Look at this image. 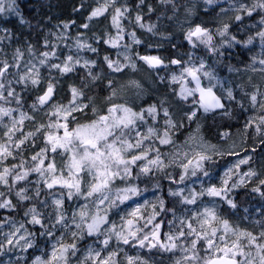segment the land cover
Masks as SVG:
<instances>
[{"label":"rangeland","instance_id":"1","mask_svg":"<svg viewBox=\"0 0 264 264\" xmlns=\"http://www.w3.org/2000/svg\"><path fill=\"white\" fill-rule=\"evenodd\" d=\"M84 1L86 4L79 10L81 17L86 19L87 28L81 26L80 31L76 32L68 25L65 27L67 22H63L56 25L52 31L53 55L55 57L54 62L49 63L51 67H49L50 65L46 67V62L40 63L42 59H45L42 56H33L26 50H20L19 56L17 51L13 55H8L0 45V67H3L5 62L10 66L4 77L0 78V83L5 85L2 96L6 91V98L18 100L24 86H28L33 93L41 95L48 88L41 87L44 86L46 80L54 85L57 96V99L44 110L40 108L42 105L33 103L30 104L29 111H22L21 107L13 108L11 101L0 103V108L7 109L10 113L7 116L0 114V144H5L11 149L15 145L14 141L18 143L20 139H23L24 134L21 135V133H23L24 122H35L38 129L48 131L46 126L50 123L51 113L55 111V106H61L64 89L72 91L75 88L71 74L74 70L79 69L86 75L90 85L105 80L104 84L102 83L105 95L97 97L91 93L84 97H78L79 105H87V107L83 111L75 112L80 115L75 116L76 120L72 126L75 127L77 122H90L98 118L99 115L106 114L111 104H124L138 113L143 110L144 120L137 121V128L130 133V136L134 141L137 132L146 134L150 127L154 128L160 137H163L167 131L170 143L160 144L159 138L153 135L143 145V150L152 159L156 158L158 150L163 166H152L150 172L144 173L141 171V167L146 165L147 161H137L136 165L130 166L131 175H125L123 178L117 177L113 181L109 190L105 192L109 199L105 200L103 204L100 203V200L103 199L101 194L87 196L91 177L86 172L80 174L82 194H74L72 198L68 197V189L59 183L51 189L46 186L45 179L50 182L53 178L52 175L46 177L39 175L35 179L29 178L28 175L29 179L24 188V195L27 199L21 200L16 195L20 190L16 189L17 182L14 181V176L26 171L20 167L23 163L19 161L16 170V166L9 162L11 155L0 157V174L4 172L5 168L10 170L7 176L8 182H0V193H3L0 196V203L8 200L13 206L14 200L18 199L20 205L19 211L15 213L16 217L6 214L12 206L0 208V264H97L101 258L108 259L109 256L117 264L116 254L122 252L123 246L127 244L118 240L115 233L123 232L127 235L128 220H132V230L138 229L137 234H141V237L145 234L149 235V240L145 242L146 245L155 243L151 239L153 231L158 233L161 243L177 245L172 251H164L159 247L141 248L136 240L130 239L134 241L133 244L138 246L136 256L132 257L134 263L177 264L179 261L180 264H206L210 256L218 255L216 249L210 250L205 240H197L196 235L188 234L189 224H192L195 229L200 228V216L205 208L214 209L220 221L227 220L237 232H249L259 237L261 232H264V228L259 226L255 218L230 220L229 215L223 213L221 216L220 208L224 202L228 203L231 192L241 186L256 182L264 176V151H260L256 155L253 153L258 145L254 140L259 133V126L264 124V71H262L264 66L259 63L261 59H264V41L258 35L259 32L264 31V24L261 23V20L264 19V8L257 6L264 0H229L221 3H217V0H212L211 3L208 0H187L181 5L176 0H159L156 8L149 5L144 10H142V0L133 9L129 8L128 2L136 0ZM8 3H11V0H0V5L3 8ZM210 5L217 8L216 13L212 16L203 14ZM96 9H104V11L101 15L89 20V16ZM116 9H121L123 12L119 18V28L113 22ZM124 9L127 11H123ZM159 9H162L163 12L155 20L149 19V21L143 22L141 19L140 23H143L145 27H141L140 23L136 21L137 15L151 14L154 10ZM249 9H252L251 15H248ZM255 13L258 14L256 18L253 17ZM237 15H240L242 19L237 21ZM198 25L211 35L210 42H202L198 37L188 38L189 31L194 30ZM225 25H227L226 31ZM148 26H154L152 31H148ZM167 30L173 36L184 40L192 48H205L212 55H215L216 52L222 56L213 65L208 64L204 59H195L191 56L185 60L183 66L177 63L173 64L172 68V63L166 61L161 54L152 55L150 57H159L162 61L160 68L152 70L142 60V56H138L132 49L145 43L151 39L150 37H153L156 42L157 40L160 42L161 36ZM1 32H4L3 28L0 29V34ZM222 32L223 35H221ZM104 36L106 37L104 42L111 40L117 42L115 47L111 43H106L105 46L109 51H113L112 61L119 62L121 65L119 72L109 69L107 62L101 68L100 62L95 63L93 57L90 56L94 52L91 50L94 42ZM155 37L157 38L155 39ZM1 38L0 35V43ZM214 40L219 42L215 43ZM81 45L86 46L82 47ZM240 46L248 55L244 64L240 67L223 64L221 58H226L228 62L230 50ZM69 56L72 57L70 63L73 70L71 72L61 73L52 67V65L63 66ZM7 60L10 61L7 62ZM85 61L90 62L87 68L84 66ZM201 64L204 67L198 75L203 86L211 87L221 97L224 104L234 102L240 105L245 112L240 130L223 133L217 142L210 141L204 136V108L199 103L201 110L191 102L187 104V100L192 99L196 92L194 94L185 92L186 99L181 96L182 86L189 90L194 89L192 78L184 72V69L200 68ZM89 68L92 75L89 74ZM49 69H53L57 75L50 76ZM217 70H220L222 75ZM204 72L211 73L213 79L209 80L205 77ZM26 73L36 74L39 83L32 84L31 79L27 82L20 81V77ZM93 75L97 78L93 79ZM173 77L176 79L173 80ZM109 81H111V87H109ZM136 84L139 85V88L135 86ZM163 88L164 91H162ZM229 90L232 92V99L228 98ZM9 91H14L15 96H9ZM253 95L257 97L255 102L251 99ZM72 98L71 93L69 103ZM152 106L157 109L155 119L147 112V109ZM165 110H167L168 116H165ZM193 112L196 115L189 119L188 117ZM42 125L45 127L42 128ZM14 126L15 135L12 140H9L6 133ZM53 131L55 130L53 129ZM246 143L249 146V151H246ZM49 149L47 164H55V177L71 179L67 169L70 154H66L62 149L52 152L50 145ZM136 151L139 152V150ZM198 155H205L209 159L203 161L202 169L196 170V175L193 176L191 173ZM189 160L193 161V165H190L186 172L183 165L187 164ZM242 160H245L246 163H241ZM250 172L255 175H247ZM146 176H148L151 185L147 195L138 189V179L144 182L140 177L146 179ZM182 176L185 177L183 180H181ZM225 180L227 185L224 184ZM233 185L235 186L233 187ZM40 186L46 187L47 194L34 205L33 202L37 200L35 191ZM213 186L218 189L227 187V197L222 199L209 196L206 190ZM127 187L137 188L138 194L121 203L116 199L118 190ZM163 191L167 194L180 192L181 195L176 196H178L179 205L182 208L180 212L169 213L164 222L162 221L163 227L156 228L153 219L151 223H148V220L158 215V207L163 201ZM201 193L203 194L201 195ZM193 197H195V203H185V198L192 199ZM57 199H62V207L59 209L54 204ZM113 201L115 206H112ZM33 208L38 214L41 224L31 222L32 212L30 209ZM135 209L138 211L133 217L130 213ZM82 211L86 213L83 219L80 215ZM61 212L63 220L57 223ZM95 216H104L106 221L101 224L99 232L89 235L87 224L91 223ZM78 224L81 226L77 227ZM148 226L150 228L145 231ZM216 226L220 229L219 235H223L222 223ZM181 232H184L185 235L182 236ZM170 236L176 239L170 241L168 239ZM228 238L230 246L235 237L228 233ZM106 239L109 241L107 246L103 243ZM9 240L12 241L11 244ZM194 240L197 243L196 247L192 248ZM199 242H201L202 251L192 252L191 249L198 248ZM244 242L247 243L246 240ZM260 242L264 243V240ZM77 244L81 245L77 247ZM217 244L220 247L225 246L218 239ZM72 245L75 247H71ZM62 248H67L63 258L54 259L53 252L55 251L59 257ZM141 251L149 253L151 261L140 258L138 254ZM246 251L251 252V256L256 258L258 264L256 248L246 249ZM113 253L114 255H112ZM186 256L191 259L185 260ZM129 257L131 256L125 254L120 260L128 264Z\"/></svg>","mask_w":264,"mask_h":264},{"label":"snow or ice","instance_id":"2","mask_svg":"<svg viewBox=\"0 0 264 264\" xmlns=\"http://www.w3.org/2000/svg\"><path fill=\"white\" fill-rule=\"evenodd\" d=\"M209 3L212 0H208ZM260 8H264V2H261L257 5ZM4 8L0 5V12H3ZM104 9H96L92 12L91 16H89V20L93 17L101 15ZM123 11H127L124 9ZM252 9L248 10V15H251ZM123 15L121 9H116V16L113 17V22L119 28V18ZM141 16L137 15L136 21L138 23L141 22ZM242 17L240 15L236 16V20H241ZM261 23L264 24V19L261 20ZM67 27V24L64 25ZM141 27H145L143 23H140ZM83 27L87 28L88 25L85 24ZM154 26H148V31H152ZM122 30V29H121ZM227 30V25H225V31ZM224 33L222 32L221 35ZM261 37L262 41H264V31L258 33ZM192 37H198L201 39L202 42H210L212 37L207 32L206 29L202 28L201 26H196L194 30H190L188 33V38L191 39ZM205 37L207 40L205 41ZM134 38V34H133ZM251 39L249 40V43ZM105 43H111L113 47L117 46L116 40L105 41ZM82 47L86 45H81ZM92 51H96V49H91ZM19 56V50H17ZM45 59L40 61L41 64L46 62V58L48 56L47 53L44 54ZM150 66H158L162 63L159 57H144ZM104 60L107 62V66L114 72L121 71V65L119 62H113L109 57L105 56ZM72 61V57L69 56L67 61L64 63L63 66L60 65H52L53 68L58 69L61 73H68L73 70V66L70 63ZM78 63V61H77ZM89 61H85L84 66L87 68L89 66ZM94 63V62H91ZM173 64L179 63L176 60L172 61ZM259 63L264 66V59H261ZM10 66L5 62L3 67H0V78L4 77L5 73L7 72ZM203 64L200 65V68H185L184 72L191 76L192 81L195 82L196 87L194 89H186L182 86L181 96L183 98H187L185 92L188 94H192L195 92H199V101L198 103L205 111H208L210 108H223L224 105L221 103V98H218L212 91L211 87L204 88L201 86L200 77L198 75L199 72L203 70ZM264 71V68H262ZM89 74L92 75L91 69L89 68ZM204 76L207 77L209 80L213 79V76L209 72H204ZM93 79L97 77L95 75L92 76ZM31 79L32 84H38L39 80L36 78V74H25L24 76L20 77V81L27 82V80ZM176 77H173L175 80ZM20 81H17L18 83ZM111 81H109V87H111ZM139 88V85H135ZM5 85L0 83V98L2 96V90L4 89ZM54 92V88L52 84L48 85L47 91L41 95L38 100L40 105H46L52 98ZM9 96H15L14 91L8 92ZM83 93L77 89H72V101L67 106H55V111L51 113V120L50 123L46 126L48 131L46 135V145H50L52 152H57L58 149H62L66 154L69 155V162L67 164L68 175L71 179H64L63 177L57 179L55 177L56 167L54 163L45 164V153L47 148L42 149L40 153H37L32 157L33 161H37L38 163L35 164L34 167L30 168L29 170L17 173L14 176V181H22L27 178L29 175V171H34L39 173L41 177H46L48 175H52V179L49 182L45 179L46 186L51 189L54 185L60 184L62 187L68 189V197L72 198L74 194L80 195L81 192V183H80V174L86 172L88 176L91 177V182L89 184V190L87 192L88 197H92L94 194H101L103 199L100 200V203L103 204L105 200H108L109 197L105 195L106 190H109L110 185L117 177L123 178L125 175H131L130 166L136 165L137 161L146 160L147 164L141 167V171L144 173H148L152 170V166L155 167H162V162L160 160L159 152L157 150V155L155 159L149 157L148 153L143 150L144 142L150 139L153 135L159 138L160 144H168L170 140L168 138V133L165 131L164 136L160 137L159 133L156 132L154 128H148L146 134H142L140 132L136 133V139L133 141L130 133L137 128V121L144 120V111L136 112L131 107H128L124 104H111L110 107L107 109V113L103 115H99L98 118L91 120L90 122L86 123H76V126L73 127L72 124L76 120L74 115L75 112L83 111L87 105L80 106L78 103L77 98L82 96ZM115 95V92H113ZM228 98L232 99V92L231 90L228 91ZM252 101L255 102L257 97L253 95L251 97ZM95 112V109L93 110ZM149 115L153 116L155 119V114L157 109L155 106L150 107L147 109ZM0 114L2 115H9V111L4 108H0ZM165 116H168L167 110H165ZM196 113L193 112L188 118L192 119ZM171 123V121H169ZM42 128L45 126H41ZM53 129L55 131H53ZM40 131V129H37ZM62 131V134H60ZM9 140H12L13 136L15 135V126L12 129L8 130L6 133ZM23 135V133H21ZM35 133H29L27 135H23V139H20L18 143L14 141L15 147L20 148L25 142L29 139L30 136H34ZM136 150H139L137 152ZM8 155H12L10 148L5 144H0V157H6ZM209 159V157L205 155H198L193 166L192 175H196V170L202 169L203 161ZM241 163H246L245 160L240 161ZM190 165H193V161L189 160L187 164H184L183 167L187 172ZM20 167H23L21 165ZM10 170L8 168L4 169V172L0 174V182L7 183V176L9 175ZM207 175V173H205ZM247 175H255V173H248ZM185 177L182 176L181 180ZM224 184L227 185V181H224ZM261 184H264V181H261ZM235 185H233L234 187ZM24 189H21L16 195L21 199H27L24 195ZM207 194L213 197H221L222 199L227 197L228 189L227 187L218 189L216 187H209L207 190ZM253 191H260L259 188H254ZM39 194V192L37 193ZM138 189L135 187H127L122 190H118V194L116 199L123 203L125 200L129 199L131 196L137 195ZM173 195H181L180 192H174ZM203 193H201L202 195ZM3 193H0L2 196ZM228 204L235 208L236 204L232 200L227 201ZM185 203H195V197L192 199L185 198ZM54 204L57 208L62 207V199H57L54 201ZM163 202L161 201V205ZM11 202L8 200H4L0 203V208L4 207H11ZM115 206V202L113 201V205ZM32 212V223L34 224H41V220L38 218V214L36 213L35 209H30ZM138 209L133 210L130 213L131 216H135ZM81 218H85L86 213H80ZM154 217L148 220V223L152 222ZM63 220V213H60V216L57 220V223H60ZM106 221V217L104 216H95L92 218V222L87 224L88 234L92 235L100 231L101 224H104ZM132 220H128L127 224L129 225V230L127 235L123 234V232L115 233L118 240H121L124 244H128L130 239H134L139 243L141 248L143 247H159L164 251H172L174 250L177 245L175 243L164 244L161 243L158 239V233L153 231L151 233V239L155 241L150 245H146V241L149 240V235L145 234L143 237L139 236L138 229L133 231L132 230ZM222 223L223 226V235H219L220 229L216 226L217 224ZM81 225H77L80 227ZM156 228L159 225H155ZM189 233L194 234L197 236V240L203 239L207 242L209 249H216L218 255L210 256L207 260L206 264H257L256 258L251 256L250 251H246V249H250L255 247L256 248V257L258 258V264H264V243H261V240H264V232H261L260 236L257 237L249 232H237L233 229L227 220L220 221L217 213L214 209L205 208L203 214L200 216V228L195 229L193 228L192 224L188 225ZM228 233H231L232 236L235 237L234 240L231 241L229 246V238ZM51 234V233H49ZM182 236L185 235L184 232L180 233ZM75 235V234H74ZM170 241L176 239L174 237H168ZM217 239L225 245L224 247H220L217 244ZM247 241L245 244L244 241ZM11 244L12 241L9 240ZM104 245L107 246L109 241L106 239ZM197 241L194 240L192 242V248L196 247ZM71 247H75L72 245ZM67 251V248H62L60 250L59 257H57V253L53 252V258H63L64 253ZM91 251V250H90ZM185 251H187L185 249ZM114 255V253L112 254ZM99 256V253H97ZM243 257V259H241ZM191 257H185V260H189ZM97 264H115V261L112 260L111 256L108 259L101 258L97 261ZM128 264H134V259L132 257L128 258ZM177 264H180L178 261Z\"/></svg>","mask_w":264,"mask_h":264},{"label":"trees","instance_id":"3","mask_svg":"<svg viewBox=\"0 0 264 264\" xmlns=\"http://www.w3.org/2000/svg\"><path fill=\"white\" fill-rule=\"evenodd\" d=\"M142 1V10H144L145 7L149 5L156 8L157 3L159 2V0ZM176 1H178V4L181 5L187 0ZM222 1L226 2L229 0H217V3H221ZM139 2L140 0H136L135 2L129 1V8L133 9L136 5H139ZM85 4L86 2L84 0H11V3H8L7 6L4 7V11L0 12V29H4V32H1L0 34L2 36L0 45L6 50L8 55H13V53L17 50H26L29 51V53L33 56H42L45 58L44 54L47 53L48 56L46 58V67H48L52 62H54L55 57L53 55L54 42L51 36L54 27L56 25L62 24L63 22H67V25L71 29H74L76 32L80 31V27L85 24L86 19L81 17V11L79 9ZM216 11L217 8L214 5H210L209 8L203 12V14L212 16L216 13ZM162 12L163 10L159 9L154 10V12L151 14L142 13V21H149V19H151V21L155 20L156 18L161 16ZM257 15L258 14L255 13L253 17L256 18ZM105 38L106 37L104 36L103 38L94 42L93 48L96 49V51L90 54V56L93 57L95 63L100 62L101 68L105 66L103 65L104 63H106V61L104 60L105 56L109 57L111 60L113 58V51H109L105 46ZM150 38L151 39H149L145 43L134 47L132 49L133 52L138 56H152L161 54L166 59V61H170L172 63L173 60H176L179 62L178 64L180 66H183L185 60L191 56L195 59H204L210 65H213L217 61V59L222 56L216 52L215 55H212L205 48H192L184 40L173 36L168 30L164 32L163 36H161L160 42H158L159 40H157L156 42L153 37ZM156 38L157 37H155V39ZM218 42L219 41H215V43ZM247 56L248 55L245 53L244 48L240 46L234 47L230 50L228 62L224 57H222L221 59L223 60V64L226 63L233 67H240L247 60ZM8 61L10 60H7V62ZM49 67H51V65ZM217 71L220 73V75H222L220 70ZM48 74L50 76L57 75V73L53 69H49ZM71 78L72 81H74L73 86L83 93V97L91 93H94V95L97 97H103L105 95L104 89L102 88V83L104 84L105 80L97 82V84L95 83L90 85L88 83L86 75L79 69H76L72 72ZM49 84H51L50 81L46 80L44 86L41 87H48ZM162 91H164V88L162 89ZM71 93V90L66 88L64 89L61 106H66L67 103H69L68 101L71 97ZM6 95L7 94L5 91V93L3 94V98H1L0 100V103L4 101L5 103H8L11 101V106H13V108L21 107L22 111H29V106L32 103L39 104L38 98L40 94L33 93L29 90L28 86H24L23 92L18 96V100H15V98L8 99L6 98ZM56 99L57 96L55 95L54 87L53 98L51 102L55 101ZM197 100V95L195 94L192 99L187 100V104L191 102L199 108ZM51 102L47 105L40 106V108L42 110L46 109L51 104ZM199 109L201 110V108ZM203 113L205 117L203 127L204 136L206 137V139L213 142L219 141L222 134L225 132L240 130L245 116L244 109L234 102H230L229 104L225 103L221 111L215 113L204 111ZM225 113L228 114L224 115ZM74 115L77 117L80 114L74 113ZM37 129L38 127L35 122L28 121L23 123V134L26 135V133H35V135L29 137L25 144L20 148H16L14 145L10 149L12 155L11 158H9V162H12L14 166H16V170L18 169L17 164L19 163V161L23 163L22 169L29 170L30 168L34 167L38 162L33 161L32 157L37 153H40L41 150L45 148H47V151L45 153V164H47L50 151L49 145H46L47 130L43 129L37 131ZM254 142H257L258 144L256 146V149L253 150V153L255 155L260 151H264V124L259 126V133ZM246 149V151H249L248 144L246 146ZM29 161H31V163H28ZM39 175V173L29 171V178L35 179ZM29 178L27 177L25 180H23L24 182L22 183L17 182L16 189H24ZM140 178L143 179L144 182L138 179V189L140 192L147 195L151 189L148 176H146V179L144 177ZM261 181H264V176L258 179L256 182H251L231 192L229 200H232L236 204V207L232 208L230 205H228V203L224 202L220 208L222 212L221 216H223L224 213V215H229L231 217L230 220L232 219L236 221L253 217L259 223V226L264 228V184H261ZM254 188H259L260 191H253ZM35 192L37 195V200L33 202L34 205L46 196L47 190L45 186H40L36 189ZM38 192L39 194H37ZM162 199L163 204L158 207L159 213L153 219L154 225H159L161 227H163L162 223L169 213L180 212L182 208L179 205L180 200L176 195L167 194L165 191H163ZM18 203V199L14 200L12 208L8 210L6 214L11 217H16L15 213L18 212L20 208V205ZM149 228L150 226H148L145 231ZM138 235L140 236L141 234ZM133 242L134 241L130 240L129 244L123 246L122 252L116 254V257L118 258L117 264H125L124 261L120 260L122 257H124L125 254L130 255L131 257L136 256V250L138 249V246L133 244ZM201 242H199V246L196 249H191V247H189L192 252L202 251ZM80 245L81 244H77V247H79ZM138 255L140 256V258H144L145 260L151 259L150 254L143 251H141ZM134 264L141 263L139 262Z\"/></svg>","mask_w":264,"mask_h":264},{"label":"water","instance_id":"4","mask_svg":"<svg viewBox=\"0 0 264 264\" xmlns=\"http://www.w3.org/2000/svg\"><path fill=\"white\" fill-rule=\"evenodd\" d=\"M193 38H195V37H193ZM144 57H150V56H142V60L147 64V66L150 68V69H152V70H155V69H158V68H160L161 67V64L160 65H158V66H155V67H153V66H150V64L145 60V59H143ZM200 83H201V86L202 87H204L203 86V83H202V80L200 79ZM193 84H194V88L196 87V85H195V82H193ZM204 88H207V87H204ZM45 91H47V89L45 90ZM44 91V92H45ZM213 91V93L218 97V98H221L214 90H212ZM44 92L41 94V95H43L44 94ZM40 95V96H41ZM196 95H197V99H198V101H199V92H196ZM52 98H53V95H52ZM52 98H51V100H52ZM51 100L49 101V103L51 102ZM39 101V100H38ZM49 103H47V104H49ZM221 103L224 105V101L221 99ZM46 104V105H47ZM223 108H210L208 111H206V112H209V113H215V112H218V111H221ZM151 244V243H150Z\"/></svg>","mask_w":264,"mask_h":264},{"label":"bare ground","instance_id":"5","mask_svg":"<svg viewBox=\"0 0 264 264\" xmlns=\"http://www.w3.org/2000/svg\"><path fill=\"white\" fill-rule=\"evenodd\" d=\"M242 125H243V123H242Z\"/></svg>","mask_w":264,"mask_h":264},{"label":"flooded vegetation","instance_id":"6","mask_svg":"<svg viewBox=\"0 0 264 264\" xmlns=\"http://www.w3.org/2000/svg\"><path fill=\"white\" fill-rule=\"evenodd\" d=\"M40 97V96H39Z\"/></svg>","mask_w":264,"mask_h":264}]
</instances>
